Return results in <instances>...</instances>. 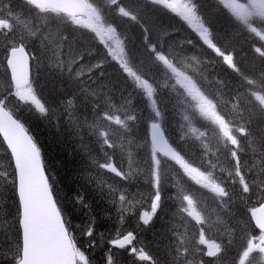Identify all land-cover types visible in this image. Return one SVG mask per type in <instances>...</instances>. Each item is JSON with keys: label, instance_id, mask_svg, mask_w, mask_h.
<instances>
[{"label": "trees", "instance_id": "16d2710c", "mask_svg": "<svg viewBox=\"0 0 264 264\" xmlns=\"http://www.w3.org/2000/svg\"><path fill=\"white\" fill-rule=\"evenodd\" d=\"M189 2L208 29L209 44L159 1L92 0L124 45L125 67L97 35L68 17L31 0H0V100L43 151L80 264H245L258 234L249 209L264 199V22L247 24L222 0ZM22 42L34 55L38 105L22 100L6 68L9 48ZM160 54L189 67L196 87L227 118L236 144L195 107L199 98L190 91L157 84L156 73L169 66ZM185 105L197 123L176 139ZM153 120L192 167L216 171L212 178L232 186L225 202L188 176L177 177L179 164L157 155L149 135ZM107 161L126 177L106 171ZM184 190L202 202L203 223L186 213ZM148 208L155 209L151 217ZM19 211L14 163L0 137V264L19 258ZM128 237L129 252L118 250ZM260 261L256 256L247 264Z\"/></svg>", "mask_w": 264, "mask_h": 264}, {"label": "water", "instance_id": "95a60500", "mask_svg": "<svg viewBox=\"0 0 264 264\" xmlns=\"http://www.w3.org/2000/svg\"><path fill=\"white\" fill-rule=\"evenodd\" d=\"M52 8L73 15L86 13V0H37ZM30 56L23 46L11 51L9 68L18 87L29 84ZM0 126L14 153L19 175V194L22 198V227L24 232L23 260L20 264H76L74 251L62 225L44 171L43 162L32 140L18 121L0 106ZM152 138L159 151L168 149L165 134L158 126ZM253 221L264 231V203L252 211Z\"/></svg>", "mask_w": 264, "mask_h": 264}, {"label": "rangeland", "instance_id": "374dc122", "mask_svg": "<svg viewBox=\"0 0 264 264\" xmlns=\"http://www.w3.org/2000/svg\"><path fill=\"white\" fill-rule=\"evenodd\" d=\"M157 1V0H156ZM160 2H162L167 8H170L171 11L175 14L180 16L181 18L187 19L188 22L190 23L191 28L194 27V29H197V36H202L204 38L207 37V32L206 29H204V25L201 24L199 18H197L194 10H193V5L189 2H187V0H158ZM224 5H227V7L234 13V15L239 16L241 19H243L247 24H250L254 21L257 20V22L259 23V25L264 22V0H246V1H242V0H222ZM192 8V9H191ZM92 11V10H91ZM94 11H92L87 18L85 19H81V22L86 24V25H91L92 28H94L96 31L98 30L99 32H101V34H105V36H109V38L112 37V33L110 30L100 26V21L98 17L94 16ZM179 17V18H180ZM96 24L97 26L93 25ZM207 39V38H206ZM111 43L113 42L114 44V48L112 47V50L114 51V54L117 55V53L121 50V44H119L117 36H115L114 40L111 39ZM165 47V45L163 46ZM118 56V55H117ZM166 56V54H165ZM159 58L163 59L165 62V58L163 57V54L159 55ZM189 67L186 68L184 65L182 66L181 64L175 65V64H171L168 68V70L165 73H160V75H158V77H160V81L162 82L163 85H165L168 82V79L166 76V74H169L170 76H174L175 81H177L176 83L180 84V85H184V87L189 90V88H193V84L192 82L190 83L188 76H186L185 72L188 73L189 72ZM146 89H148L147 86H145ZM149 90V89H148ZM25 95H30V90H26L24 91ZM189 94V92H188ZM200 95V92L197 90H195L194 92H191V95ZM190 95V96H191ZM201 98V97H200ZM195 100V99H194ZM195 107L201 111H204L207 116L210 115V107L207 105V101L203 98L199 99V100H195ZM185 108H187V105H185V107H180L181 109V122H182V126L181 128L184 130L187 128V130H191L193 127H195L197 121L195 120V118H191V114L189 112H186ZM128 117V116H127ZM216 119V118H214ZM151 123L154 125V123H156V120L151 121ZM218 123V120L216 122V124ZM151 124V125H152ZM212 148H209V151ZM208 151V157L210 158V154ZM208 158V159H209ZM184 167V166H183ZM211 166H209L210 169ZM212 168V167H211ZM210 171L216 172V171H212L210 169ZM181 172H185L187 175L190 174L193 178L194 181L198 184H208L210 182V184H212V188L213 186H215L213 184V178H212V174L208 175L209 172L205 171L202 172V170L198 171L195 169L190 168L188 165L185 166L184 168H182ZM184 173V174H185ZM217 173V172H216ZM218 178V177H217ZM195 206L193 207L194 212H196ZM255 240L252 242L253 247L257 248L259 251H261V253L264 256V234H260L259 237L254 238Z\"/></svg>", "mask_w": 264, "mask_h": 264}, {"label": "bare ground", "instance_id": "6f19581e", "mask_svg": "<svg viewBox=\"0 0 264 264\" xmlns=\"http://www.w3.org/2000/svg\"><path fill=\"white\" fill-rule=\"evenodd\" d=\"M94 58H95V57H94ZM47 180L50 181V180H51V177L48 176V177H47ZM110 181H111V180H109V182H108L109 186H111V182H110ZM115 191H116V194L119 195L120 191L117 190V187H115Z\"/></svg>", "mask_w": 264, "mask_h": 264}]
</instances>
